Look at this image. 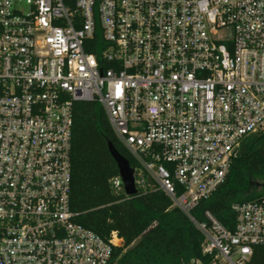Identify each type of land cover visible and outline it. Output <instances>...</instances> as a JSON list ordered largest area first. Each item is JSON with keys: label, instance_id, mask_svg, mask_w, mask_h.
I'll return each mask as SVG.
<instances>
[{"label": "built area", "instance_id": "obj_1", "mask_svg": "<svg viewBox=\"0 0 264 264\" xmlns=\"http://www.w3.org/2000/svg\"><path fill=\"white\" fill-rule=\"evenodd\" d=\"M80 102L104 108L137 190L163 191L202 233L210 259L191 264H264V196L233 207L234 231L193 214L264 135V0H0V264L126 251L71 210Z\"/></svg>", "mask_w": 264, "mask_h": 264}, {"label": "trees", "instance_id": "obj_2", "mask_svg": "<svg viewBox=\"0 0 264 264\" xmlns=\"http://www.w3.org/2000/svg\"><path fill=\"white\" fill-rule=\"evenodd\" d=\"M135 167L129 152L114 135L102 105L80 102L74 106L71 149V210L75 222L108 237L117 231L126 251L118 249L114 264H191L208 262L204 236L161 190L147 187L129 197L116 191L110 180L119 175L109 144ZM264 196V135L246 137L225 182L194 210L204 220L209 211L230 231L236 227L233 207ZM264 260V247L255 248Z\"/></svg>", "mask_w": 264, "mask_h": 264}, {"label": "water", "instance_id": "obj_3", "mask_svg": "<svg viewBox=\"0 0 264 264\" xmlns=\"http://www.w3.org/2000/svg\"><path fill=\"white\" fill-rule=\"evenodd\" d=\"M109 151L117 165L119 175L122 178L125 194L129 197L136 196L138 190L135 186L134 169L129 161L120 154L111 143L109 144Z\"/></svg>", "mask_w": 264, "mask_h": 264}]
</instances>
